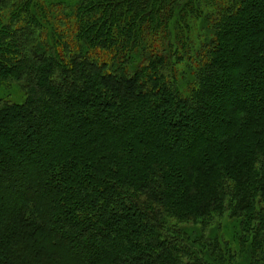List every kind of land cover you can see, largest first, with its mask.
Masks as SVG:
<instances>
[{
    "label": "trees",
    "instance_id": "16d2710c",
    "mask_svg": "<svg viewBox=\"0 0 264 264\" xmlns=\"http://www.w3.org/2000/svg\"><path fill=\"white\" fill-rule=\"evenodd\" d=\"M0 264H264V0H0Z\"/></svg>",
    "mask_w": 264,
    "mask_h": 264
},
{
    "label": "rangeland",
    "instance_id": "374dc122",
    "mask_svg": "<svg viewBox=\"0 0 264 264\" xmlns=\"http://www.w3.org/2000/svg\"><path fill=\"white\" fill-rule=\"evenodd\" d=\"M218 1V0H214ZM213 3V1H212ZM211 3V4H212ZM189 9V8H188ZM195 15V14H193ZM160 17H156L154 16V22L159 21ZM183 21L188 23V27H185V29L182 32L181 38H184L186 32L191 33L190 36V42L193 41L189 46L188 44H186L185 49H183L182 51H180L179 53L183 52V55H185L186 48L188 51H190L192 47H194L197 42L195 41L197 38H199L200 36H202V30H201V25H200V15H198V17H189V15H182V19ZM164 26H161V31L164 30ZM157 30H155V33L157 34ZM159 35V34H158ZM199 41V39H198ZM193 51V50H192ZM190 51V53L192 52ZM193 55V53H191V56ZM174 226H176V228H181V230H192L195 231L198 235L204 236V237H208L210 231H212L214 228H217L218 230L215 232L217 233V236L219 239L223 240L221 242H225L227 243H232L231 240L233 239V235H236L239 237V225L238 223H236L235 225L231 226L228 225L227 222L225 220H222L220 222L213 220V223H211L210 225L208 224H202L199 221L196 220H192V221H182L180 224L176 223L175 221H173L172 223ZM237 231V232H235ZM237 233V234H236ZM223 236V237H222Z\"/></svg>",
    "mask_w": 264,
    "mask_h": 264
}]
</instances>
